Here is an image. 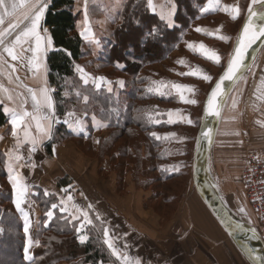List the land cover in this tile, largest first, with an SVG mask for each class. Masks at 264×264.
Masks as SVG:
<instances>
[{
  "label": "trees",
  "instance_id": "16d2710c",
  "mask_svg": "<svg viewBox=\"0 0 264 264\" xmlns=\"http://www.w3.org/2000/svg\"><path fill=\"white\" fill-rule=\"evenodd\" d=\"M204 2L176 0V27L168 28L159 15L147 7V0H125L118 14L119 23L96 52L83 49V41L76 33L78 15L73 11L74 0H49L44 16L43 25L53 42L46 55V66L49 86L56 91V116L62 118L72 111L82 114L88 121L95 116L98 122L108 125L109 136L100 143L97 159L100 162L102 158H108L110 171L116 176L117 189L124 187L125 176L131 171L134 188L150 191L143 207L153 211H156L155 203L162 209L165 205L174 204L172 185L181 176L171 173L170 165L180 162L181 154L176 152L183 140L181 135L178 136L181 125H168L166 115L169 105H181L178 97L174 93L164 97L148 91L151 85L148 72L150 68L163 64L183 42L191 25L199 20ZM150 28L158 30L159 35L149 37ZM234 41L235 38L232 44ZM229 52L221 56L220 69L224 67ZM77 66L90 77L122 79L123 86L119 89L113 84L109 93L103 85L97 91L93 82L84 85ZM208 66L204 64L203 67ZM199 94L202 95V91ZM84 96L89 98L87 103ZM149 114L159 123L149 122ZM7 123L0 110V130L6 128ZM152 132L161 139H155ZM165 136L168 139H163ZM91 137V134L76 137L59 123L45 151L51 156L53 146L71 140L85 155H89ZM67 184H70L67 178L56 181L59 187ZM240 186L244 202L252 211L246 201L241 171ZM35 191L36 195L28 197V201L37 205L40 217L36 228L29 231L33 241V259L27 261L24 249L28 237L23 231L22 216L13 203V192L4 172V157L0 153V264H118L103 243L101 224L94 217H91L93 225H85L78 234L75 230L77 223L60 214L58 206L51 208L53 203H58L55 196H46L38 189ZM47 211H53L49 221L46 219ZM83 234L88 239L81 244L79 235ZM36 240H39V246H36Z\"/></svg>",
  "mask_w": 264,
  "mask_h": 264
},
{
  "label": "rangeland",
  "instance_id": "374dc122",
  "mask_svg": "<svg viewBox=\"0 0 264 264\" xmlns=\"http://www.w3.org/2000/svg\"><path fill=\"white\" fill-rule=\"evenodd\" d=\"M124 1L125 0H74L73 11L78 15L76 33L83 41V49L96 52L102 48L106 39L110 37L113 28L119 23L118 14L123 7ZM220 2L226 3V0H220ZM85 4L87 6V18L85 17ZM203 9L204 7L200 10L199 20L191 25V28L187 31L183 39V43L179 45L178 54L173 56V53L166 62L150 68L148 72L151 78L150 88L155 87L154 82L164 81L169 83H181L195 89L194 98L197 101L195 105L180 102L182 106L180 105L181 107H178L173 103L169 105L168 110V112H175L178 110L186 117L183 121L168 124L181 125L178 136L181 135L180 137H182L183 140L180 150L176 152V154H181L180 157L182 158L180 162H172L170 165L171 173L181 176L175 179L172 185L174 195L172 203L175 205H165V209H162V207H159L155 203L154 207L156 211L151 209L153 213L148 219H139V221H141L140 223L143 225L142 227H134L135 222H130L129 228H110L111 234L119 238L116 247L121 251H126L133 259H141L142 264H163L164 261L162 257L164 256L162 255H164V252H170L167 256L169 257L173 251L177 253L180 251L193 252L194 250L205 252V254H209L210 256L214 254L216 259L221 256L224 261L228 259L234 262L243 261L247 264L207 208L204 207L201 200L196 195L191 181L194 142L201 119L203 101L223 67L220 69V63H216L213 67L209 65V68L202 67L201 65L205 63H202L200 60L204 57L190 51L186 46V42L203 43L208 49L214 51L218 48L219 51L222 52L227 50V48L224 47L225 41L221 40V43L216 44L218 48L214 47L211 40L205 34L197 33L195 29L201 27L203 22L205 25L204 28L211 27V25L217 26L219 21L227 19L228 15H225L220 10H210V13L205 15L206 13L202 11ZM240 24L239 22L236 31L239 30ZM219 35L226 36L223 31H221ZM204 59L207 60L206 58ZM180 60H184L185 65L179 64L178 61ZM256 62L258 67L259 65L261 67L264 65V51H261ZM197 67L200 68L204 74L212 77L211 82L205 81L202 78L177 75V73L187 72L190 68L195 69ZM166 90L167 89H164V91ZM198 91L199 93L202 91L203 96L200 95ZM185 95L193 98L189 93H185ZM240 96L241 95L233 94L227 104L226 110H228L227 112L230 114L227 115L226 113V116L222 120L223 125L219 130L209 160V171L227 207L242 222L256 230L258 222L252 211L247 208L240 186V171L246 159L244 158L243 144L246 139L247 124H249L245 117V107L247 108V106L241 103ZM233 98L237 101L235 108L232 107ZM261 104L262 102L259 103V107ZM174 118L179 120V117ZM249 118L252 120L251 117ZM188 120H191L192 123L189 124L187 122ZM223 136H226V141ZM171 154H173V151ZM129 181L130 180H128V182ZM76 193V191H67V195L72 198H74ZM135 193L141 195L140 192ZM137 195H133V198L137 202L138 208V199L140 198H138ZM195 197L197 198L196 200ZM28 203L32 205L31 202L28 201ZM241 207L244 208V212L239 211ZM156 215L159 218L158 223L155 218ZM117 217L120 218L119 215H117ZM37 219L35 221L32 213L29 214V220L32 225L35 226L37 224ZM145 226H148V230H143ZM136 228L142 231L143 238L138 232L135 233ZM154 230L157 231V233H154ZM123 239L125 242H121ZM193 239H196L195 244L191 243ZM177 240H179L180 243L179 246L174 249L172 247ZM156 242L158 245H156ZM125 244L128 245L127 249L124 248ZM31 253L32 248H29L28 254L30 256ZM173 256L175 257V255ZM173 256L168 260L171 261ZM116 261L118 264H121V261ZM212 261L215 262L213 259Z\"/></svg>",
  "mask_w": 264,
  "mask_h": 264
},
{
  "label": "crops",
  "instance_id": "0c3cea01",
  "mask_svg": "<svg viewBox=\"0 0 264 264\" xmlns=\"http://www.w3.org/2000/svg\"><path fill=\"white\" fill-rule=\"evenodd\" d=\"M173 2L174 4H176V0H173ZM153 3L157 7L156 13L159 15L161 6L165 5L166 0H153ZM250 4H251V0H226V3L220 2V6H239L241 10L239 13V18L233 20L228 13L222 11L225 15H228L227 19H223L219 21L217 26L211 25V27L208 28H204L205 25L203 22L202 26L200 27L213 33H215L217 29H219V33L223 31L226 37H228L226 41L223 40L225 41L224 47L227 48V50L222 52L219 51V48L216 46L217 43H221V39L206 35L211 40L213 46L218 48L215 49V52L220 57V63L222 61L221 56L224 53L229 52L233 39L236 38L238 32L236 31L237 30L236 27L238 26L239 22L242 23L243 19L247 15L248 7ZM203 7L204 8L208 7L207 0H205L204 4L201 6V8ZM176 13H177V8L173 19H175ZM205 13H206L205 15H208V13H210V10ZM43 24H44V19L41 21L42 35L44 34L43 30L47 29L46 27H44ZM178 47L173 52L174 53L173 56H176L178 54ZM262 51H264V47ZM46 55L47 53L44 54L42 57L43 67H41L39 73L34 74V71L29 68L27 64V58H30L31 53H26L25 59L19 62H12L9 58V62L15 63L17 67V72L12 73L13 76L12 83L8 82L6 74L0 75V84H2L4 88L8 89L7 93L0 91V101H2V103H0V110L8 121L7 127L0 130V153H2L4 157V172L6 174L9 186L11 187V184L8 179V169H9V165L11 164L16 171L20 172L21 176L24 178V182L31 189V194L29 195V197L36 195V191H35L36 189L42 191L43 193L48 192L50 195L55 196V198L58 201L57 206L59 213L64 215L71 222L77 223L78 224L77 227H79V225L83 223V218L81 217L80 219L73 220L69 215V213H73L79 216V213L76 211V207L88 211L90 218L91 217L95 218L96 214H99L102 220L107 222L105 226H107L109 230H111L110 228H124V229L129 228L130 222H135L134 227L136 226L142 227L143 225L140 223L141 221H139V219L141 218L148 219L150 215L153 213L150 208L143 207V203H145V201H147V199L150 197V191L137 190L134 188L133 173L131 171L127 172L125 176L123 182L124 187L117 189L116 176L113 172L110 171L108 158L107 157L102 158L100 160L101 163L97 159L99 145L102 142V140L106 139L109 136V132L107 131L106 127H99L95 125L92 119H90V121L85 120L82 114L75 113V116L69 119L75 120L77 117H79L83 119L85 123V131L76 132L73 129H71L67 124L64 123V120L67 117V115H65L62 118L56 116L59 123L63 124L67 129V131L72 133L76 137L80 135H84L85 137H87L91 134L92 136L90 142L91 149L89 151L90 153L89 155H85L81 151V149H79V147L71 140L65 141L60 146H53L51 156L45 151V147L49 144L50 140H43L42 145H38L37 151L31 154V156L29 155L28 152V149L31 147V145L24 144L19 149V154L24 156L25 159L24 161H21L19 163L28 162L29 166L17 167L18 162L15 161V159L10 160L9 157L5 155L6 152L12 151L15 145V139L11 136L12 112L11 111L5 112L4 111L5 108L10 110L14 109L16 112H22L23 110H27L29 112H35L33 101L31 99V94L27 91V89L31 88L35 90L39 95L40 89L45 86V80L47 82V86L53 90L51 91V95L53 97V102L55 107L54 93L56 91L54 88L50 87L48 83ZM200 61L212 67L216 64L214 61L209 59L205 60L204 58H202V60ZM201 66L203 67L204 65ZM77 72L80 76V72L79 71ZM84 73L86 72L84 71ZM86 74L89 78H91L88 73ZM16 76H19L18 81L15 79ZM262 78H264V65L262 67L259 65L258 67L257 62L255 61L249 72L244 76V79L240 80L237 83V85L234 87L233 91L231 92L224 106L221 122L216 135V140H217L219 130L223 125L222 120L226 116V113L227 115L230 114L227 112L228 110H226V108L231 96L233 94L241 95L240 96L241 103L247 106V108L245 107V117L247 119V122L249 123L247 124L246 139L244 140V144H243L244 145L243 149L245 154L244 158H246V156H253L256 159H264V126H261V124L264 123V100L258 99V96L261 94V91H264V85L261 84ZM107 81L111 82L112 88H113V84H115V86H117L119 89L122 87L120 83L123 82L122 79H111V80L107 79ZM90 82H92L91 79L89 83ZM105 86L107 87L108 85L105 84ZM9 94H11V96L13 97L11 101L7 99V96ZM24 101H26V103H22ZM260 102H262V104L259 107ZM45 111L46 110H42V112ZM249 117H251L252 120ZM258 121L260 123H258ZM26 123H31L30 131L32 135L38 136L39 134L35 130V122L31 121V118L29 117ZM59 123H56L54 125V128ZM22 129L23 126H21V131H20L21 138L23 137ZM223 138L226 141V136H223ZM96 141H99V143H97ZM16 154H17L16 152H13V156H15ZM30 164H35V167L34 168L31 167ZM66 178L70 181V184H67L66 186L63 187H58L56 185L55 181ZM128 180L130 181L128 182ZM67 191L77 192L74 198H72V200H68ZM135 192H140L141 195L140 194L137 195L138 193ZM133 195H137V197L140 198L138 199L139 201L138 208H137V202L134 200ZM61 198H63L64 200L63 204H61ZM196 199L197 198L195 197V200ZM89 204H92L93 208L89 209L87 207ZM74 205L76 207H73ZM22 207L26 212H28V214L32 213V216L35 218V221L37 218L40 217L39 208L34 203L30 205L28 203V198L25 204L22 205ZM62 208H67L68 211L62 212L61 211ZM117 215H119L120 218H118ZM134 217L136 220L134 219ZM155 218L158 223L159 221L158 216L156 215ZM46 219L47 221L50 220L47 216ZM38 222L39 219H37V224ZM97 222L101 224V221L97 220ZM35 226L31 224L30 231H32ZM146 229L148 230V226H145L143 230ZM136 232H138L140 236L143 238V233L139 228H136L135 233ZM154 233H157V231L154 230ZM118 239L119 238L116 239L115 243H118L117 241ZM195 241L196 239L195 240L193 239L191 243L195 244ZM121 242H125V240L123 239L121 240ZM179 243L180 241L177 240L173 244L172 248L175 249L177 246H179ZM156 245H158L157 242ZM169 253L170 252L163 253L164 254L162 255L164 256L162 257L164 261L163 264H245L243 261L234 262L233 260H228V259H225L224 261L222 260L223 258L221 256L216 259L214 257V254L210 256L209 254H205V252H199L197 250H194L193 252L180 251L177 253L176 251H173L171 253V256L167 257ZM173 255H175V257ZM172 256H173L172 260L169 261L168 259ZM212 259L215 262H213Z\"/></svg>",
  "mask_w": 264,
  "mask_h": 264
},
{
  "label": "snow or ice",
  "instance_id": "6c2138e0",
  "mask_svg": "<svg viewBox=\"0 0 264 264\" xmlns=\"http://www.w3.org/2000/svg\"><path fill=\"white\" fill-rule=\"evenodd\" d=\"M208 7L204 8L202 11L207 12L209 10H220L228 13L233 20L239 18L240 8L239 6H220V0H207ZM260 5L264 9V0H251V4L248 7L249 16L247 22L243 25L242 32L238 36L237 45L233 49L232 54L229 57L227 66L220 76L219 80L215 83L210 94L208 95L205 114L206 116H213L219 118L221 115L222 108L224 106V101L229 92L225 89V82H229L233 86L239 81L243 80L244 76L242 70L245 69V61L248 57V51L252 48L257 41L264 37V23L257 24L256 20L264 21V10L257 12L255 6ZM147 7L152 10L155 14L157 11L156 5L153 3V0H147ZM48 9V0H0V75H7L9 83L13 82L12 73L17 72V67L15 63H10L9 58L12 62H19L25 59L26 53H31L30 58H27V64L31 70L35 73H39L41 67H43L42 57L47 51L52 47V38L47 35V29H44V34H41V21L44 19L45 12ZM175 4L173 0H166L165 5L161 6L159 12V19L165 22L166 27L175 28L176 24L173 19L175 15ZM85 17L87 18V6L85 4ZM253 17L256 19L254 20ZM26 22V23H25ZM23 25V27H22ZM197 33L205 34L218 38L221 40H227L228 37L218 35L219 29L215 33L209 32L206 29L197 27L195 29ZM149 37H157L159 35L158 30L149 29ZM34 45V46H33ZM27 46V47H26ZM187 48L192 51L194 54H199L202 57L212 60L215 63H220L219 55L214 51L207 48L203 43L195 42H186ZM179 64L185 65L184 60L178 61ZM10 70V71H9ZM250 70V69H249ZM77 71L81 73V79L84 85H88L89 81L93 82L95 89L99 91L103 85L107 84V91L112 92L111 82L107 81L105 77H91L89 78L84 69L77 66ZM181 76H191L202 78L205 81L211 82L212 77L210 75L204 74L200 68L191 69L187 72L177 73ZM15 79L18 81L19 76H16ZM123 86V82H120ZM155 87L149 88L148 91L155 92L160 96L167 97L173 92L178 97V100L182 103L195 105L197 103L195 96V89L190 86L181 84V83H169V82H154ZM261 84L264 85V78L261 79ZM167 89L168 91H164ZM0 91L5 93L8 92L7 88H4L0 84ZM27 91L31 94V99L33 101L35 112H29L23 110L22 112H16L14 109L5 108V112H12L11 116V136L15 139L14 149L12 151L6 152L5 155L9 159H15L17 161V167L29 166L28 162L19 163L24 161V156L19 154V149L24 144H30L31 147L28 149L29 155L37 151L38 145H42L43 140H51L53 137V129L56 123L59 121L56 118V112L53 102V97L51 95L52 89L47 86L45 80V86L40 89L39 95L37 92L31 88H28ZM185 93L191 94L190 98ZM67 95V94H66ZM77 97L80 96V93H76ZM8 100H12L13 97L11 94L7 96ZM88 96H84L83 100L85 103L88 102ZM258 99L264 100V91H261V94L258 96ZM2 103V101H0ZM26 103V101L22 102ZM236 99L232 100V107H236ZM42 110H46L42 112ZM87 113L85 112V115ZM168 116L167 123L173 124L186 119L178 110L173 112L169 111L166 113ZM75 113L69 111L67 117L64 120V123L67 124L71 129L76 132L85 131L84 120L77 117L75 120H70L69 118L74 117ZM31 118V121L35 122V130L39 134L38 136L32 135L31 123H26L28 118ZM174 117H179V120ZM149 122L159 123V121L153 120L152 116L148 115ZM92 121L95 125L99 127H107L106 124H100L95 116H92ZM189 124L192 123L191 120L187 121ZM258 123H260L258 121ZM21 126H23V137L20 136ZM264 126V123L261 124ZM210 131V130H209ZM151 135L155 139L160 140L161 137L157 133L152 132ZM175 136V133L171 134ZM201 135L205 138H209V132H202ZM163 139H168V136L163 137ZM99 143V141H96ZM13 152L17 154L13 156ZM31 167H35V164H30ZM162 171H167V169H162ZM8 179L11 184L12 192L14 194L13 203L16 210L21 214L24 222L23 231L28 237L27 246L24 249L25 259L32 260L33 258L28 254L29 248L32 246L33 241L29 235V230L31 227V222L29 220V214L24 210L22 205L25 204L27 198L31 194V189L24 182V178L21 176L19 171H16L13 166L10 164L8 169ZM44 195H50L48 192H45ZM68 200H72L71 196H68ZM64 203L63 198H61V204ZM73 207H76L75 205ZM89 209L93 208L92 204L87 206ZM52 209L57 208V204L53 203L51 205ZM62 212H67V208H62ZM76 211L79 213V216L69 213L73 220L83 218V223L79 225L75 230L79 234L85 225H93V220L89 217L88 211L76 207ZM239 211L244 212V208L241 207ZM46 216L51 219L53 217V211H47ZM96 220L101 221L102 233H103V243L111 251L112 256L116 260L121 261V264H142L141 259H133L130 257L126 251H121L116 247V239L114 234H110V230L106 225L107 222L103 221L99 214L95 216ZM47 227V224H45ZM88 239L86 235H79V242L81 244L85 243ZM36 246H39V240L35 241ZM128 245L125 244L124 248L127 249ZM261 261V264H264V258H257Z\"/></svg>",
  "mask_w": 264,
  "mask_h": 264
},
{
  "label": "water",
  "instance_id": "95a60500",
  "mask_svg": "<svg viewBox=\"0 0 264 264\" xmlns=\"http://www.w3.org/2000/svg\"><path fill=\"white\" fill-rule=\"evenodd\" d=\"M255 10L257 12H260L264 9H262L261 6L258 5L255 7ZM248 16L249 12L247 13L240 25L230 55L232 54L233 49L237 45L238 36L242 32L243 25L247 22ZM253 19L255 20L256 18L253 17ZM256 23L261 24L264 23V21L256 20ZM263 47L264 37L257 41L251 49H249L248 57L245 61L246 67L242 70L243 76H245L249 72V69H251V67L255 63ZM229 57L221 72L219 73V75L211 85L210 89L208 90L203 101L201 119L198 125L194 142L191 181L196 195L202 201L204 206L213 216V218L218 223L223 232L226 234L234 248L244 258L247 264H261V261L257 258H264L263 239L260 237L256 230L242 222L227 207L226 203L224 202L221 196V193L214 184L209 171V160L212 154V149L215 143L217 131L221 122L224 106L234 87L240 80L235 84V86H233L229 82H225V89L229 92V96L225 98L224 106L222 108L221 115L219 118L213 116H206L204 109L206 106L208 95L210 94L215 83L223 74L227 66ZM202 132H209V138L205 139L201 135Z\"/></svg>",
  "mask_w": 264,
  "mask_h": 264
},
{
  "label": "built area",
  "instance_id": "2783aa9c",
  "mask_svg": "<svg viewBox=\"0 0 264 264\" xmlns=\"http://www.w3.org/2000/svg\"><path fill=\"white\" fill-rule=\"evenodd\" d=\"M241 182L248 206L257 217L256 228L264 240V159L246 156Z\"/></svg>",
  "mask_w": 264,
  "mask_h": 264
}]
</instances>
